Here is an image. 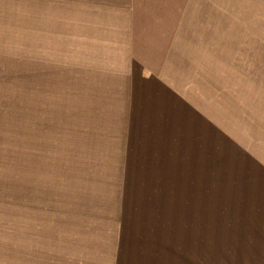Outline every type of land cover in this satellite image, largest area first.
I'll return each mask as SVG.
<instances>
[{
	"label": "rangeland",
	"instance_id": "obj_1",
	"mask_svg": "<svg viewBox=\"0 0 264 264\" xmlns=\"http://www.w3.org/2000/svg\"><path fill=\"white\" fill-rule=\"evenodd\" d=\"M0 264H264V0H0Z\"/></svg>",
	"mask_w": 264,
	"mask_h": 264
}]
</instances>
